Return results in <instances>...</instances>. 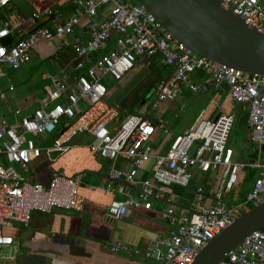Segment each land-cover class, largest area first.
<instances>
[{
  "label": "built area",
  "instance_id": "2783aa9c",
  "mask_svg": "<svg viewBox=\"0 0 264 264\" xmlns=\"http://www.w3.org/2000/svg\"><path fill=\"white\" fill-rule=\"evenodd\" d=\"M15 1L0 0V78L5 76L4 70L17 71L27 65L32 49L41 41L57 44L58 49L71 47L76 63L74 75L63 72L60 78H51L40 108L28 114L17 109L13 124L0 122V248L13 244L4 230L13 225L29 227L33 213L83 210L80 176L54 172L48 184L41 185L25 180L17 170L19 167L27 172L28 164L43 153H67L81 135L90 136L88 149L100 158L112 163L125 161L127 170L113 168L109 176L112 180L132 183L141 164L153 157L151 177L140 182L139 198L131 197L124 185L116 188L124 196L109 207L116 221L128 217L132 210H150L151 201L162 200L171 186H190L193 172L215 174L210 198L198 186L189 206L170 204L163 212L172 229L168 236L156 235L144 253L156 264H192L211 240L264 202V77L213 63L187 49L139 0H67L76 10L72 16L64 17L61 10L47 8L29 19L7 22L4 10ZM220 1L223 8L264 36V0ZM44 22L48 23L41 25ZM5 38L11 40L7 46L1 44ZM110 41L112 45L107 48ZM101 50L102 54L91 59ZM143 59L159 60L172 69L170 76L155 87L153 109L175 100L184 91L196 94L208 91L210 86L229 87L232 101L246 111L249 139L258 149L256 161L247 164L233 160V151L228 147L234 124L231 115L220 114L212 120L200 115L172 140L164 155L152 154L149 141L155 127L148 119L125 114L116 123L121 109L108 104L104 78L120 81ZM197 71L206 78L192 84L190 77ZM5 98L0 89V100ZM160 128H164L162 123ZM48 138H52L50 146H44ZM247 167L258 171L252 188L242 200L226 202L235 190L240 170ZM206 201L210 204L205 205ZM108 248L115 253L133 252L121 241ZM221 264H264V228L247 237Z\"/></svg>",
  "mask_w": 264,
  "mask_h": 264
},
{
  "label": "crops",
  "instance_id": "0c3cea01",
  "mask_svg": "<svg viewBox=\"0 0 264 264\" xmlns=\"http://www.w3.org/2000/svg\"><path fill=\"white\" fill-rule=\"evenodd\" d=\"M47 8L61 10L64 17L72 16L76 11L67 0H16L4 10V19L11 23L18 19H29L32 14ZM111 45L112 41L107 48ZM103 52L101 50L90 57L96 59ZM35 60L46 67L39 82L25 80L23 67L15 72L4 70L6 74L1 78L0 88L6 98L0 100V122L13 124L17 109L28 114L40 108L44 89L51 86V78H60L63 72L75 74L72 68L76 60L71 47L58 49L57 44L41 41L32 49L31 61ZM29 63L24 67H28ZM171 71L159 60L143 59L120 81L104 78L108 104L121 109L116 123L125 114H132L148 119L155 127V134L149 141L153 155H164L172 140L189 129L200 115L205 120H212L220 114L231 115L234 123L239 116V106L230 98L229 87L215 89L210 86L208 91L196 94L184 91L175 100L165 101L153 109L155 87L170 76ZM205 78L203 72L197 71L191 75L190 82L199 84ZM160 123L164 125L163 129ZM165 128L167 133L164 132ZM51 139L48 138L43 145L50 146ZM245 140L249 141L248 122ZM90 141V136L81 135L76 138L75 147L67 153H43L28 164L27 172L17 167L25 180L41 185H47L54 172H63L68 177L80 176L79 194L84 199V206L81 212L54 210L50 214L33 213L29 227L13 225L5 229L4 233L12 237L13 244L0 248V264H156L154 260L147 259L144 253L156 235L168 236L172 229L163 218V212L170 204L189 206L198 186L204 189L209 198L214 192L215 174L199 175L193 172L194 180L190 186H171L163 194L162 200L151 201L150 210H132L128 217L116 221L111 217L109 207L113 202L124 199L115 191L119 185H124V181L112 180L109 176L113 168L124 172L127 164L123 160L112 163L90 152ZM230 143L229 139L228 146L233 151L234 160H237L235 162H245L250 156L246 154L247 144L243 142V149L236 150ZM261 159L264 162V152ZM152 163L151 156L141 164L139 178H135L129 186L124 185L131 197L139 198L140 182L151 177ZM242 176L240 173L231 196L233 204L245 196L240 197L237 187ZM255 178L252 177L250 181L252 186ZM252 186L242 191H246V194ZM109 189L114 192H109ZM209 204V201L205 202V205ZM118 241L134 253L111 252L108 246Z\"/></svg>",
  "mask_w": 264,
  "mask_h": 264
},
{
  "label": "water",
  "instance_id": "95a60500",
  "mask_svg": "<svg viewBox=\"0 0 264 264\" xmlns=\"http://www.w3.org/2000/svg\"><path fill=\"white\" fill-rule=\"evenodd\" d=\"M139 1L172 38L187 49L213 63L264 77V36L223 8L220 0ZM10 41L5 38L1 44L7 46ZM139 175L140 171L135 178ZM262 228L264 202L211 240L192 264H221L247 237Z\"/></svg>",
  "mask_w": 264,
  "mask_h": 264
},
{
  "label": "rangeland",
  "instance_id": "374dc122",
  "mask_svg": "<svg viewBox=\"0 0 264 264\" xmlns=\"http://www.w3.org/2000/svg\"><path fill=\"white\" fill-rule=\"evenodd\" d=\"M40 60H41V56H40ZM24 68V72H25V77L24 79L29 81V82H33V81H37L39 82V80H41V76L44 72H46V67L45 65H41V61H31L28 65V67H23ZM10 70H8L9 72ZM10 72H15V71H10ZM0 82H1V78H0ZM1 89V88H0ZM245 137V133L242 132V130L236 126V124H233L232 130H231V134H230V146L233 149H243V140ZM229 144V142H228ZM229 147V146H228ZM246 154H249V152L247 151ZM235 158H233L234 160ZM237 161V160H234ZM252 186V182L248 181L245 183L243 189L246 187H250ZM233 192L225 199L226 202L228 203H233L231 201V196H232ZM236 203V202H234Z\"/></svg>",
  "mask_w": 264,
  "mask_h": 264
},
{
  "label": "trees",
  "instance_id": "16d2710c",
  "mask_svg": "<svg viewBox=\"0 0 264 264\" xmlns=\"http://www.w3.org/2000/svg\"><path fill=\"white\" fill-rule=\"evenodd\" d=\"M43 25V24H41ZM239 106V105H238ZM238 113H239V116L238 118L236 119L235 121V124L237 127H239L242 132H244L246 134L247 132V114L245 112V110L242 109L241 106H239L238 108ZM243 142H245V144H247V151L249 152V157L247 158V160L243 163H254L256 160V157H257V146L253 145L251 142H250V139L249 141L245 140V137H244V140ZM254 150V151H253ZM264 152V147H263V151ZM240 173L243 174L242 178H241V182L238 184V191H239V195L240 197H242L243 195H245V192L242 191L244 185L246 182L248 181H251L252 177L256 176L258 171L254 168H250V167H247V168H244L242 170H240L239 172V175Z\"/></svg>",
  "mask_w": 264,
  "mask_h": 264
}]
</instances>
